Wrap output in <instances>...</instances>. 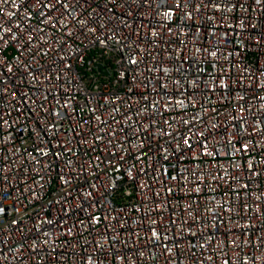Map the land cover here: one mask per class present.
I'll use <instances>...</instances> for the list:
<instances>
[{"label":"built area","instance_id":"1","mask_svg":"<svg viewBox=\"0 0 264 264\" xmlns=\"http://www.w3.org/2000/svg\"><path fill=\"white\" fill-rule=\"evenodd\" d=\"M64 2L69 10L44 8L52 20L40 24L35 0H0L8 81L0 116L10 125L0 122V175L9 177L0 191L10 197L0 216V264H89V257L91 264H264V202L256 199L264 175L249 178L246 170L247 163L264 167V153L233 151L241 143L264 146L257 119L264 117L257 98L264 97V12L253 11L264 4ZM233 2L237 7L226 11ZM57 17L60 24L51 27ZM221 80L227 89L218 87ZM140 145L147 155L138 159Z\"/></svg>","mask_w":264,"mask_h":264},{"label":"snow or ice","instance_id":"2","mask_svg":"<svg viewBox=\"0 0 264 264\" xmlns=\"http://www.w3.org/2000/svg\"><path fill=\"white\" fill-rule=\"evenodd\" d=\"M4 2H8V0H4ZM13 2H14V0H13ZM115 2V0H109V3H114ZM134 2H136V0H134ZM144 2L145 3H147V0H144ZM84 3H87V0H84ZM35 4L36 5H39V7L36 9V11H37V15L41 18L40 19V21H39V23L40 24H46V23H48L49 21H51L52 20V17L51 16H49L48 15V13L47 12H44L43 11V9L44 8H47V9H49V11H59V8H56L55 7V5H59L60 6V8H63V9H65L66 11L67 10H69V8L71 7L69 4H66L65 2H64V0H55V4H53L52 2H51V0H48V2H44V3H42L41 2V0H35ZM255 4L257 5V6H259V5H262V4H264V0H255ZM182 6H184L182 3H181V0H177V2H176V5H175V7H177V8H179V7H182ZM208 6H212V7H215V8H217V9H220V4L219 3H215L214 2V0H208ZM237 7V4L235 3V2H233V3H231L228 7H227V9H226V11H228V12H231V11H233L235 8ZM239 7L240 8H243V9H245V11H247V9L245 8V5L243 4V3H241L240 5H239ZM260 11V12H264V8H253V11ZM107 11L108 12H111L112 11V9L111 8H108L107 9ZM172 14V9H169L168 11H166L165 13H164V15L166 16V17H169L170 15ZM10 15H13V13H10ZM61 15L63 16L64 14L63 13H61ZM186 15H188L189 17L191 16V14L190 13H188V14H186ZM209 19H211V17H209ZM81 23L83 24V23H85L84 21H81ZM241 23H244V21L243 20H241ZM60 24V18L59 17H57V19L55 20V22L53 23V24H51V27H57L58 25ZM17 27H19V26H17ZM229 27H232V25H230ZM252 27L253 28H255L256 27V25H252ZM91 31H95V29H90ZM5 31H8V30H5ZM39 31H41V32H43V31H45V29L44 28H40L39 29ZM152 35L153 36H155L156 35V32H153L152 33ZM13 40H15V41H19V37L17 36V35H15V34H13ZM36 39V37H31L30 38V41H29V45L31 44V42L33 41V40H35ZM5 40V37H3V36H0V41H4ZM6 42V41H5ZM101 43H106V41H101ZM30 50V49H29ZM51 50V49H50ZM18 51H20L21 53L24 51L23 49H18ZM39 51H44L45 52V54H47V51L46 50H44V49H40ZM61 51H62V49H61ZM210 55H212V56H216V53L215 52H212ZM17 59H18V57H17ZM61 59L62 60H64L65 61V68H67V69H71V64L70 63H68L67 62V60H68V58H65V57H63V56H61ZM5 62H6V57L4 56V54H3V52H0V77H4V71H5ZM21 63H23L22 61H21ZM131 63L132 64H136V63H138V61L137 60H135V59H133L132 61H131ZM25 69H26V71H28V74L29 75H31L32 76V79H37V75L36 74H33V73H31L29 70H28V68H27V65L25 66ZM6 71L7 72H11L12 71V68H11V66H7L6 67ZM158 71H163L164 73H165V75H167V73H168V69H164V68H158ZM177 71H182V67L181 66H177ZM261 75H264V70H262L261 71ZM58 79H59V77H58ZM176 83L177 84H179L180 83V81H176ZM193 83H195V81H193ZM161 87L162 88H166V85L165 84H161ZM216 87L217 86H214L212 89H210L211 91H215V89H216ZM218 87H220L221 89H227L228 88V85L226 84V83H224V81L223 80H221V82H220V84L218 85ZM7 88H8V81H7V77H4V79L2 80V81H0V92H6L7 91ZM181 91H183V89H181ZM11 96H13V97H18V93L17 92H12L11 93ZM240 97H241V99H243L244 98V94L243 93H241L240 94ZM223 98V97H222ZM258 99H261V100H264V97H257ZM68 99H72V97H68ZM178 103H183V101H178ZM152 107H154V105H151ZM64 107H67V105H64ZM241 107H243V105H241ZM4 115H10L9 113H5ZM55 115H61V113H59V112H56L55 113ZM97 119H99V117H97ZM194 119V118H193ZM236 118L235 117H233V120H235ZM258 120H259V124L262 126V127H260L259 128V131H261V132H264V117H259V118H257ZM0 122H2L3 123V125H8V126H10L9 125V122L7 121V120H5L4 119V116H0ZM192 121L191 120H186V121H184V123L186 124V125H188V124H190ZM219 125H213V127H218ZM233 127H236V125L234 124L233 125ZM111 135L112 136H115V132H113V133H111ZM165 135H167V136H172V133H165ZM198 135L201 137V141H200V143H201V147H204V144H205V141H204V133L203 132H198ZM249 135H251V133H249ZM174 138V137H173ZM97 139L99 140V139H102V137H97ZM183 144L187 147V148H189V149H191L192 147H193V145H192V143L190 142V138L189 137H184L183 138ZM139 147H141V151H140V153H139V155H138V159L139 158H141V157H143V156H145V155H147V153L146 152H144L143 151V145H140ZM257 147H260L261 148V153H264V146H262V145H252L251 147L249 146V144H247V143H241L240 144V146L237 148L235 145H233V151L234 152H240L242 155H244V154H249V153H251V152H253ZM177 148L179 149V144H177ZM66 151H68V152H71V149H65ZM164 152H167V149H164L163 150ZM49 152H50V150H47V149H45V150H43V153H44V155H48L49 154ZM52 155H55L57 158H59V156H60V153H51ZM205 155L207 154V153H204ZM29 155H31V153H29ZM213 155H219V153L217 152V153H213ZM165 159L167 158V157H164ZM96 159H100V157H97ZM36 162L37 163H39L40 162V160L37 158L36 159ZM66 163H68V164H71L72 162H71V160H69V161H67ZM261 164H264V159H262L261 160V162H260ZM237 167H240V165H236ZM246 170H247V173H248V175H249V178H252V177H260L261 175H264V167H260V165H258V164H254V163H247V165H246ZM127 175H129V176H131V169H129L128 170V172L126 173ZM166 174V173H165ZM190 175H194L193 173H189ZM178 177L177 176H172L171 177V179L172 180H176ZM214 179H215V177H213ZM9 179V177H7V176H4V175H0V180H3V181H7ZM202 179H203V177L202 176H197V180L198 181H202ZM61 180L63 181V183L65 184V185H67L68 183H69V181L66 179V177H65V175H64V173H63V171L61 172ZM41 188H43V184H40L39 185ZM90 187H91V185H90ZM244 189H248L249 187H250V184H244L243 186H242ZM29 191H31L32 193H33V198H35V196H36V192H35V190H33V189H29ZM194 191H196V192H199L200 191V189H199V187H196L195 189H194ZM168 192L171 194L172 193V189L171 188H169L168 189ZM92 195V193L91 192H89L88 193V196H91ZM10 197H9V194H8V192H7V190L5 189V190H2V191H0V216H6L7 215V213H8V209L7 208H5L4 206H3V201L4 200H7V199H9ZM256 199H257V201H261V202H264V192H260L259 193V195L256 197ZM57 203H59L60 201H56ZM192 207V205H188V208H191ZM245 207H246V209H248V205H245ZM255 207L259 210V208H260V204L259 203H257L256 205H255ZM187 210V209H186ZM250 210V209H249ZM15 211L17 212V213H19V209H15ZM64 211L65 212H67L68 210L65 208L64 209ZM190 215H191V213H189ZM218 214L216 213V212H213V216H217ZM258 215H259V212H258ZM100 220V217H98V216H94V217H92V221L93 222H98ZM46 222H48V221H40V223H46ZM48 223H50V222H48ZM155 223V222H154ZM174 223V222H173ZM10 224H11V226H12V228H13V230H19L16 226L17 225H20V217H19V215H17V217L15 218V219H13V220H11V222H10ZM247 227H251V225H248ZM38 231H39V229H37ZM68 232H71V228H69L68 229ZM151 233H152V237L153 238H155V239H159V233H157V231L155 230V229H151ZM44 235H49V233H47V232H45V233H43ZM262 242H264V240H262ZM35 243V242H34ZM45 243H47V241H45ZM5 244V241L2 239V238H0V245H4ZM39 245L37 244V247H38ZM176 245H174V247H175ZM101 247H102V245H101ZM164 247L169 251V252H171V249L170 248H168V246L167 245H164ZM3 252V249L2 248H0V253H2ZM89 259V264H91V257H89L88 258ZM225 264H228V262L227 261H225Z\"/></svg>","mask_w":264,"mask_h":264}]
</instances>
